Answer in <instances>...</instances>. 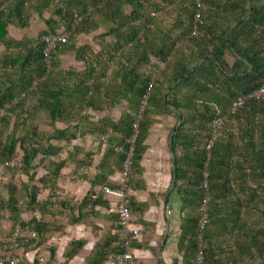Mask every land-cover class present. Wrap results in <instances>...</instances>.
I'll list each match as a JSON object with an SVG mask.
<instances>
[{"label": "trees", "instance_id": "trees-1", "mask_svg": "<svg viewBox=\"0 0 264 264\" xmlns=\"http://www.w3.org/2000/svg\"><path fill=\"white\" fill-rule=\"evenodd\" d=\"M33 24L40 26L36 33ZM58 33L67 38L46 50L45 37ZM91 33L93 41H79ZM0 45V106L15 100L0 117V169L11 172L0 190V219L12 225L0 252L16 227L23 229L19 245L64 233L52 208L65 202L56 197L58 180L78 152L75 138L98 136L120 171L132 145V187L150 126L173 114L169 146L176 187L190 210L183 237L194 249L192 264L198 232L205 264H264V95H251L264 87V0H0ZM64 56L79 65H66ZM239 97L244 101L234 108ZM117 106L124 108L114 119L107 111ZM36 159L45 170L38 179ZM106 176L97 174L94 182ZM204 176L208 222L200 229ZM41 187L49 198H37ZM101 197L90 193L81 203ZM133 204L130 198V211ZM82 244L68 240L65 258ZM122 249L123 238L108 232L85 264H103Z\"/></svg>", "mask_w": 264, "mask_h": 264}, {"label": "crops", "instance_id": "crops-1", "mask_svg": "<svg viewBox=\"0 0 264 264\" xmlns=\"http://www.w3.org/2000/svg\"><path fill=\"white\" fill-rule=\"evenodd\" d=\"M1 48L0 45V50ZM104 113L99 112L95 117ZM107 113L114 119L120 116V112ZM173 119V114L159 115L150 126L144 140L146 147L140 160L138 180L130 188L129 197L134 202L131 222L139 229V235L133 240L132 246L140 264H192L194 249L192 244L188 243L187 237H183L185 217L190 210L183 205L181 194L176 187L172 151L169 146L170 133L175 130L174 124H171ZM72 145L76 146L78 152L75 155L68 154L70 160L58 180L59 190L56 196L63 198L65 202L52 208L65 223L64 233L50 234L46 243L19 245L16 249L19 264H85L104 234L109 232L119 235V238L124 236V231L116 227L114 220L117 212L116 198L106 190L116 187L119 183L121 171L114 167L117 166L116 158L107 153L106 142L90 133L78 136ZM115 148L119 150L120 145L116 144ZM80 157H85L88 163L79 165L76 159ZM41 166L43 169H37L36 179L45 171L43 162ZM79 169H84V174L78 175L76 172ZM101 173L107 175L106 181L103 180L105 185L94 182L95 176ZM71 174L76 176L71 177ZM0 177L5 178L3 174H0ZM36 184L41 185L39 181H36ZM49 193L50 190L41 187L37 198H49ZM90 193L102 197L94 204H91L92 200L81 203ZM52 199L54 200V196ZM28 215L22 214L24 218ZM36 215L39 217L41 213L36 210ZM10 230L11 222L0 220V240L5 239V234L10 233ZM73 238L82 240L83 244L74 256L67 259L64 256L66 243ZM49 245L54 246V252H51Z\"/></svg>", "mask_w": 264, "mask_h": 264}, {"label": "built area", "instance_id": "built-area-1", "mask_svg": "<svg viewBox=\"0 0 264 264\" xmlns=\"http://www.w3.org/2000/svg\"><path fill=\"white\" fill-rule=\"evenodd\" d=\"M199 13H196L195 20H197ZM197 27V23L195 22L193 28ZM47 39V49L51 48L58 40H65L67 38L66 33H58L51 36H46ZM152 87V81L148 84L146 93L144 94V98L142 100V106L140 109L145 105L146 99L150 94V90ZM251 95L259 97L264 95V87H261L257 90H254ZM244 101L243 97L237 98L233 102V107L240 105ZM15 102L13 100L10 103H5L4 105L0 106V117L7 113V109ZM134 130L137 131L138 127L137 124H134ZM103 137V136H102ZM135 140V135L128 138V141L133 143ZM209 146V144L207 145ZM132 145H130L129 152L127 153L126 158L123 161V169L121 171L119 177V183L114 188H107L108 192H111L114 197L116 198L117 204V219L116 224L124 231L123 236V249L119 252L115 253L108 260H106L103 264H140L137 256L133 250V240L139 235V229L131 222V211L129 207V193H130V184L128 182V168L130 165L131 160V150ZM85 172L84 169H79L76 173L78 175ZM206 176L207 174L204 173ZM75 174H71V177H75ZM204 176L203 186L206 189L205 194L202 198L200 210L202 211L201 217L199 218V227L202 229L204 225L208 222L207 218V202L209 200V191H208V181ZM23 234V229L21 227H16L13 231L11 237L8 239L9 243L4 245V251L0 252V264H19V256L16 252L17 247L19 246L17 242V237ZM32 235H35V232H32ZM54 239V236L51 237ZM195 263L196 264H205L204 263V250H203V234L202 232H198L196 236V253H195Z\"/></svg>", "mask_w": 264, "mask_h": 264}, {"label": "rangeland", "instance_id": "rangeland-1", "mask_svg": "<svg viewBox=\"0 0 264 264\" xmlns=\"http://www.w3.org/2000/svg\"><path fill=\"white\" fill-rule=\"evenodd\" d=\"M39 28H40V26H38L37 24H33L30 33H36L37 30H38ZM13 33H15V34L17 33L16 29L13 30ZM93 40H94V39L92 38V33H91V34H87V35H81L80 38H79V41H80V42H82V41H93ZM64 63H65L66 65H74V66H78V65H79V63H77V62L74 60V58L71 57V56H65V57H64ZM123 108H124V107H122V106H117V107H115V109L112 108V109H110V110L107 111V112H121ZM91 112H92V114L95 116L96 114L98 115L100 111H91ZM102 112H105V111H102ZM173 120H174V121H173L171 124H175V125H176V119L174 118ZM177 121H178V120H177ZM36 123H37L40 127H45V128H47V126H48V124L45 123L44 120L41 119V118L37 119V122H36ZM177 123H178V122H177ZM2 127H3V126H2ZM13 128H14V120L12 119V120L9 122V125H8V127H7V129H6V131H5V135H6V134H10V133L13 131ZM21 151H22V150H18V151H17V158H19ZM65 154H66L65 152L62 153V155H65ZM17 160H18V159H17ZM13 163H14V162H13ZM35 164H36V165H35V170H36V171H37V169H38V170L43 169V168H42L43 166H41V165H42V161L39 162V160L36 159ZM81 168H82V167H81ZM4 171H5V174H7V175H4V174L2 173V171H1V169H0V174H3L4 177H5V178L0 177V190L3 189V185H4V183L8 180L9 176L11 175V172L8 171L7 169L4 168ZM82 174H84V172H83ZM82 174H81V175H82ZM3 218H4V217H3ZM0 220H8V218H7V219H0ZM11 228H12V225H11ZM7 234H8V233H7ZM7 234H5V235H7Z\"/></svg>", "mask_w": 264, "mask_h": 264}, {"label": "clouds", "instance_id": "clouds-1", "mask_svg": "<svg viewBox=\"0 0 264 264\" xmlns=\"http://www.w3.org/2000/svg\"><path fill=\"white\" fill-rule=\"evenodd\" d=\"M257 90V89H256ZM253 92V91H252Z\"/></svg>", "mask_w": 264, "mask_h": 264}]
</instances>
